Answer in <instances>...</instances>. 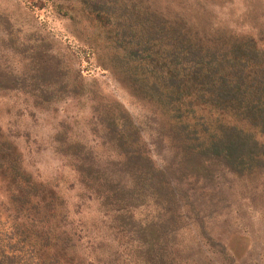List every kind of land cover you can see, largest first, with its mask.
Listing matches in <instances>:
<instances>
[{
    "label": "trees",
    "instance_id": "trees-1",
    "mask_svg": "<svg viewBox=\"0 0 264 264\" xmlns=\"http://www.w3.org/2000/svg\"><path fill=\"white\" fill-rule=\"evenodd\" d=\"M70 7L98 24L116 9L106 0H79ZM117 15L122 20L107 36L114 63L132 92L157 107L160 117L148 119L151 140L160 148L167 142L170 153L162 167L156 165L139 125L118 103L111 110L101 103L93 107L99 138L111 145L115 159L102 165L80 142L60 151L73 158L81 182L112 213V227L128 238L126 259L120 261L117 250L91 259L81 253L76 233L52 226L58 197L20 169L15 147L3 141L0 167L16 185L10 199L20 223L0 228V264H191L176 243L183 204L192 205L188 191L198 183L212 186L224 171H264V34H208L182 17L169 19L150 9ZM5 24L10 30L8 18ZM49 46L45 38L24 43L34 63L30 83L8 76L0 87L37 89L38 105L57 91L82 92ZM149 204L155 217L136 220L134 210Z\"/></svg>",
    "mask_w": 264,
    "mask_h": 264
},
{
    "label": "rangeland",
    "instance_id": "rangeland-1",
    "mask_svg": "<svg viewBox=\"0 0 264 264\" xmlns=\"http://www.w3.org/2000/svg\"><path fill=\"white\" fill-rule=\"evenodd\" d=\"M78 1L0 0V80L13 76L30 83L32 51L23 44L45 38L62 58L68 80L83 90L57 91L51 101L38 105L37 89L0 87V143H11L20 169L58 197L60 204L52 206V226L60 231L63 225L76 233L81 253L87 257L117 250L122 261L129 250L128 238L112 227V213L81 182L73 158L60 151L64 144L80 142L97 154L102 165L115 159L111 145H102L99 138L102 130L96 125L93 107L101 103L111 110L118 103L139 125L156 165L162 167L164 155L170 153L167 142L162 148L153 143L148 119L160 117L157 107L132 92L114 63L107 36L122 20L117 13L131 16L150 9L169 19L182 17L208 34L230 30L259 35L264 34V0H106L116 9L104 24L80 17V11L70 7ZM5 18L10 20V30ZM202 186L198 183L188 191L192 205L183 204L181 209L182 228L176 243L184 261L264 264V171L250 175L224 171L212 186ZM16 193L15 183L0 167V228L12 221L20 223L19 218L13 219L17 205L10 199ZM133 213L136 220L145 222L155 217L156 210L149 204Z\"/></svg>",
    "mask_w": 264,
    "mask_h": 264
}]
</instances>
